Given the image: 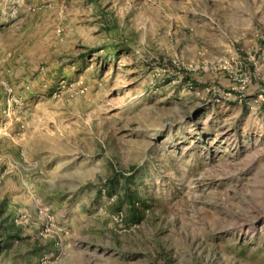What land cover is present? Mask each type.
<instances>
[{"label":"rangeland","instance_id":"rangeland-1","mask_svg":"<svg viewBox=\"0 0 264 264\" xmlns=\"http://www.w3.org/2000/svg\"><path fill=\"white\" fill-rule=\"evenodd\" d=\"M0 264H264V0H0Z\"/></svg>","mask_w":264,"mask_h":264},{"label":"trees","instance_id":"trees-1","mask_svg":"<svg viewBox=\"0 0 264 264\" xmlns=\"http://www.w3.org/2000/svg\"><path fill=\"white\" fill-rule=\"evenodd\" d=\"M7 247H8V243L5 245L0 244V252L2 251V249H6Z\"/></svg>","mask_w":264,"mask_h":264}]
</instances>
